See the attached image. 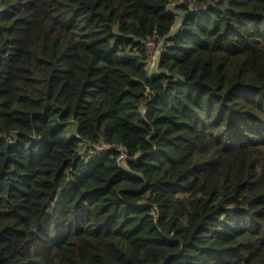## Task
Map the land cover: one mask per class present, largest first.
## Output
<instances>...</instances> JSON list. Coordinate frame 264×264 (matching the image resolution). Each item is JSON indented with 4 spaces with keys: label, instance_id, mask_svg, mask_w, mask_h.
Instances as JSON below:
<instances>
[{
    "label": "trees",
    "instance_id": "trees-1",
    "mask_svg": "<svg viewBox=\"0 0 264 264\" xmlns=\"http://www.w3.org/2000/svg\"><path fill=\"white\" fill-rule=\"evenodd\" d=\"M0 264H264V0H0Z\"/></svg>",
    "mask_w": 264,
    "mask_h": 264
},
{
    "label": "rangeland",
    "instance_id": "rangeland-1",
    "mask_svg": "<svg viewBox=\"0 0 264 264\" xmlns=\"http://www.w3.org/2000/svg\"><path fill=\"white\" fill-rule=\"evenodd\" d=\"M190 8H193V7L190 6ZM147 54H148V56L150 55V67L156 68V61L158 59L157 51L154 49V47H151V48L147 47ZM101 153H105V152L101 151Z\"/></svg>",
    "mask_w": 264,
    "mask_h": 264
},
{
    "label": "built area",
    "instance_id": "built-area-1",
    "mask_svg": "<svg viewBox=\"0 0 264 264\" xmlns=\"http://www.w3.org/2000/svg\"><path fill=\"white\" fill-rule=\"evenodd\" d=\"M148 47H154L152 44H148ZM104 150V152L106 153V151H105V149H103ZM119 151H122L121 149H119ZM108 152V151H107Z\"/></svg>",
    "mask_w": 264,
    "mask_h": 264
},
{
    "label": "bare ground",
    "instance_id": "bare-ground-1",
    "mask_svg": "<svg viewBox=\"0 0 264 264\" xmlns=\"http://www.w3.org/2000/svg\"><path fill=\"white\" fill-rule=\"evenodd\" d=\"M180 10V9H179Z\"/></svg>",
    "mask_w": 264,
    "mask_h": 264
}]
</instances>
